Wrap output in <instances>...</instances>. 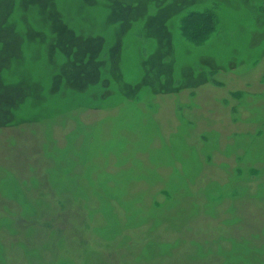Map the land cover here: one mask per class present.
<instances>
[{
	"label": "rangeland",
	"instance_id": "374dc122",
	"mask_svg": "<svg viewBox=\"0 0 264 264\" xmlns=\"http://www.w3.org/2000/svg\"><path fill=\"white\" fill-rule=\"evenodd\" d=\"M19 1L13 0V5L18 7ZM67 1L52 0L51 3L55 5L56 9H59ZM138 1L142 0H134L131 4L135 5ZM144 1L147 5L144 17L137 16V19H133L130 22L129 35L121 39V47L128 49L130 47L133 51L124 57L123 66L130 77H141L144 75L140 69L142 61L167 45H171L173 50L166 52L161 60L162 63L172 61L170 93L163 95L152 91H137L135 96L129 100L117 96L107 102L106 100H96L94 105L114 106L117 109L116 115L101 120L95 125V129L84 130L81 124L83 121L78 123L77 129L69 136L70 139L67 143H58V138L61 136H59L58 129L54 126H47L48 124L43 123L44 121L38 123L43 129L34 128V124L26 123L30 122V116L38 111L36 107L29 105L30 93L20 99L19 95L8 92V90L14 89V84L20 79L17 74L9 73L15 69L19 49L27 60L23 64L24 68H30L31 55L37 44L26 42V37L22 36L17 52L14 51L9 55L11 62L0 66V193L3 194V200L0 201V208L3 210V213L0 214V228L8 230L14 228L15 231V226H17L20 230H24L28 236L33 233L36 225L35 218L38 215V209L34 203L41 202L44 191L39 188L38 193L33 195L37 199L32 202L30 198L26 197L24 189L29 184H37L38 178H47L48 185L46 187L49 191L51 187V190L58 195V199L53 205H47L49 216L44 219L46 222L47 219L50 221L46 223L45 237L34 243L31 250H25L24 255L27 259L34 257L35 250L50 240L53 247L64 249L65 255L56 257L48 264H150L151 261L157 259L160 249L166 252L179 244V240H165L159 245L153 241L146 248L132 250L128 247V243L135 235L134 232H129V229L126 228L137 227L146 218L130 221L125 215L120 218L117 209H115L116 205L109 204V200L115 199L116 193L99 191L101 196L98 197L100 203L98 208L93 207L88 201L89 197L98 194L94 190L97 183L93 176L97 174V171L98 174L103 173L98 169L99 160L106 164L109 158L114 156L117 166L128 163L133 169L131 175L128 170H122L110 174L105 179L126 186L130 180L149 176L151 170L142 162L143 153L148 152L155 159V168L160 164L162 154L171 150L170 144L162 139L160 121L153 117L157 110L161 109V103L166 101L160 99L161 97L163 99L172 98V111L181 117L180 124L171 134L172 137L185 140L191 135L192 129L199 128L198 140L203 144L199 151L204 155L207 163L213 160L211 153L218 148L219 137L226 138V148L223 147L221 152L227 155L234 154L237 161H252L249 165L236 166L229 170V181L227 180L225 185H216L218 189L227 191L229 185H235L239 187V190L234 194L248 195L249 185L236 184L238 182L236 176L245 175L246 179L252 182L264 175V40L252 51L238 53L242 61L239 66H226V62L221 59L222 56L217 53L216 47L222 45L221 40L226 42L227 31L232 30L230 28L232 26H235L236 29L240 22V17L228 19L229 17L225 14L227 0H188L190 2L187 5L182 6L177 14L163 23L164 26H168L166 33L155 35L145 32L144 20L169 4L170 1L166 0L160 6H155L152 0ZM96 2L98 5L91 9V16L96 23H102L115 10L114 4H112L114 0H96ZM249 2L256 6V10L250 14V18L256 22L261 16H264V0H250ZM206 8L210 9L214 19L210 23L205 20V25H203L202 17H200L197 22L201 30L208 26L207 32L200 37L201 40L198 42H191L184 38L181 33L180 19L188 12H202ZM11 16L8 14L6 20H10ZM127 21L129 25V18ZM168 22H172L171 26L168 25ZM121 23L122 20H111L105 30L101 32L106 40L101 45L95 60L108 57L113 41L112 37ZM81 25L87 26L89 23ZM23 26L22 22L17 21L14 30L21 35L25 31ZM262 28L264 29V26ZM167 37H169V41H167ZM241 37L247 40L246 36L242 35ZM226 43V49L232 48V44ZM240 45H244L242 39ZM1 50L2 42H0ZM226 52L230 54L232 50ZM231 56L228 55V58L235 60ZM211 57L213 58L212 62L206 60ZM44 64L46 61L43 58L36 62L34 64L36 71L41 70ZM100 73L101 79L105 77L111 79L109 64L103 65ZM255 73L259 75L257 90L251 89L253 87L249 81L245 84L234 82L243 76L252 82L249 77ZM164 79L165 75L160 74L159 80L164 82ZM111 81L112 85H115V81L112 79ZM102 90L103 88L98 85L94 92L98 93ZM41 93L44 94L45 91L43 90ZM67 101V97L60 99L56 92L47 101V104L65 109ZM247 121L254 123H246ZM199 123L205 125L199 127ZM106 124L112 125L108 135L103 129ZM243 125H245V129L241 128ZM81 135H83V141L80 146H77L75 141ZM155 139L161 142L159 148L152 146ZM194 147V145L191 146V149ZM248 154L251 155V158L248 157ZM40 162L44 165L40 169L41 171L36 173L35 168ZM82 167L84 168L81 169ZM218 167L226 168L227 165L219 162ZM19 174H22L24 178H21ZM157 179L158 176H155L153 181ZM79 182L83 184L75 185ZM84 182L87 183V186L84 185ZM203 189L200 187L198 192H202ZM191 190L180 194L190 195ZM179 191H181L180 187L173 190L175 196L168 203L163 200L155 201V205L159 207L156 214L178 205L180 198L176 195ZM69 192L71 200L61 197L64 193L70 194ZM145 193V191H141L134 198L120 200L118 204L124 207L126 204L136 203ZM159 194L169 195L172 194V191L163 188ZM250 196L264 197V191L258 189ZM68 201L72 206L68 204L70 203ZM80 203L84 204L85 213L82 211ZM219 204L220 198L211 204L204 203L203 206L208 214L214 212ZM194 205L195 207L199 206ZM16 210L21 218L14 223L13 219L17 215ZM139 210L136 209V211ZM194 211L195 209L191 210V213ZM224 212L225 215L220 218V223L242 225L240 217L235 214L234 204L227 205ZM173 216L176 218L178 213ZM109 221L114 224L111 228L106 225ZM155 225H158V221H152L149 230ZM65 236L69 238L70 243L64 242ZM259 237H264V227L258 232L251 233L250 238L235 242L230 249L231 254L221 255L222 263L249 264L252 258L244 256L246 253L253 251L257 255L264 254V246H251V238ZM214 239L216 242L224 239L232 240V237L222 234L215 235V237L209 234H204L203 237L191 235L188 236L190 244L180 251H190L193 254L203 251L204 259L211 251L206 246L210 240L214 241ZM96 240H101V244L95 242ZM1 252L0 246V261L3 260ZM216 252L220 254L223 251L217 248ZM258 264H264V260Z\"/></svg>",
	"mask_w": 264,
	"mask_h": 264
},
{
	"label": "bare ground",
	"instance_id": "6f19581e",
	"mask_svg": "<svg viewBox=\"0 0 264 264\" xmlns=\"http://www.w3.org/2000/svg\"><path fill=\"white\" fill-rule=\"evenodd\" d=\"M51 1L20 0L18 7H15L13 0H0V42H2L0 66L11 62L9 61V55L14 51L17 52L18 44L23 38L22 36L26 37V42L37 44L31 55L33 65L31 64L30 68H24L23 64L27 60L24 53L19 49V57L15 61V69L9 73L17 74L20 79L14 84V89H5L12 94L19 95L20 99L28 93L31 94L29 105L36 107L38 111L31 115L30 122L26 123L34 124V128L37 129H43L42 126L38 125L41 121H44L43 123L48 124L47 126L49 127L54 126L58 129L59 136L61 135L58 138V143L63 144L68 142L69 136L77 129L78 123L83 121L81 124L84 130L95 129V125L101 120L116 115L117 109L114 106L103 107L94 105L96 100H106L107 102L115 96L129 100V98L131 99L135 96L137 91H152L163 95L170 93L172 61L162 63L161 60L166 52L173 50L171 45H167L150 57L147 56L148 58L142 61L140 69L144 75L141 77H130L123 66L124 57L129 55V52L133 53V51L130 47L129 49L127 47L122 48L121 39L129 35L130 22L133 19H137V16L144 17L147 8L144 0L138 1L135 5L131 4L134 0H114L112 4H114L115 10L102 23H96L91 16V9L96 8L98 5L96 0H68L59 9H56ZM164 1L166 0H152L155 6H160ZM169 1V4H166L158 12L146 17L144 28L147 34L166 33L168 26H164L163 23L177 14L182 6L190 2L188 0ZM249 1L227 0L226 2L227 9L225 14L229 17L228 19L240 17L237 28L235 29V26L230 27L232 30L227 31L225 36L226 42L232 44V48L226 49L227 43L222 40V45L216 47L217 53L222 56L221 59L226 62V66H239L242 61L238 53L240 51H252L256 45L258 46L264 40V29L262 28L264 26V16H261L256 22L253 21L250 18V14L256 10V6ZM8 14L12 16L7 21L6 16ZM111 20H122V23L114 32L108 57L95 60L101 45L106 40L101 35V32L105 30ZM17 21L22 22L24 25L25 31L21 35L14 30V25ZM82 23H89V25L82 26ZM168 23L171 26L172 22ZM242 35L246 36L247 40L243 39ZM168 39L169 37H167V41H169ZM241 39L243 46L240 45ZM231 50L232 53L230 54L226 52ZM228 55H232L231 57L235 60L228 58ZM42 58L46 61L45 67L43 66L41 70L36 71L34 64ZM206 60L212 62L213 58H206ZM105 64H109L110 77L115 81V85H112L109 77L100 78L101 68ZM160 74L165 75L164 82L159 80ZM249 79H252V82L247 80L245 76L234 80V82L245 84V82L249 81L253 87L250 88L257 90L259 87L258 73L250 76ZM98 85L103 90L96 93L94 90ZM43 90L45 91L44 94L41 93ZM56 92L60 99L67 97L68 101L65 109L47 104V101ZM160 99L169 103L166 101L161 103V109H158L153 117L160 121L162 139L170 144L171 150L162 154L161 162L155 168V159L148 152L143 153L142 162L151 170L149 176L130 180L126 186L118 185L105 179L110 174L122 170H128L129 175H131L133 169L128 163L125 165L118 164L117 166L114 156H111L106 164L99 160L98 169L102 170L103 173L98 174L97 171L96 175L93 176L91 174L97 183L94 190L98 194L89 197L88 201L93 207L98 208L100 204L98 200L99 191L104 190L109 193H116L115 199L109 200V204L116 205L115 209H117L120 218L123 215L127 216L129 221L146 218L141 225L126 228L129 229V232H134L135 235V237H131L128 243V247L132 250L146 248L153 241L159 245L165 240H179L177 246L166 252L160 249L157 259H154L155 261L150 260V264H223L221 255L228 256L229 253L231 254L230 249L235 242L240 239L250 238L251 233L258 232L264 227V197L256 198L250 196L258 189L264 191V175L252 182L246 179L245 175L236 176L238 181H236V184L249 185L248 195L234 194L235 192L238 193L239 190V187L235 185H229L227 191L218 189L216 185L226 184L229 178V170L236 166L249 165L252 161H237L234 154L227 155L221 152L223 147L224 149L226 148V138L219 137L218 148L211 153L213 160L207 163L204 155L199 151L203 146L202 142L198 140L199 128L192 129L191 135L185 140L173 138L171 134L175 131L177 125L180 124L181 117L172 111V98L163 99L161 97ZM201 117L204 118V116ZM62 123L64 124L61 125ZM246 123L254 122L247 121ZM203 125L205 124H198L199 127ZM241 128L245 129L246 127L243 125ZM103 129L106 132L105 134L108 135L112 125L106 124ZM82 138L83 135L79 136L75 141L77 146H80L83 141ZM193 145L195 147L191 149ZM152 146L153 148H159L161 146L160 140L155 139ZM248 157L251 158V155L248 154ZM219 162H223L227 167H218ZM43 165L41 162L38 163L35 172L41 171L40 169ZM19 175L24 178L22 174ZM155 176H158V179L153 181ZM36 183L29 184L24 189L26 197L30 198L32 202L37 199L33 195L38 193L39 188L44 191L41 202L38 204L34 203V206L38 209V215L35 218L36 225L33 233L28 236L24 230H20L17 226H15V231L14 228L13 230L0 228V246L3 257L0 264H48L56 257L65 255L64 249L53 247V244L48 240L35 250L34 257L25 258V250H31L34 243L45 237L46 223L50 221L47 219L46 222V219H44L49 216L47 205H53L58 199L57 193L52 191L51 187L50 191L46 187L48 185L47 178H38ZM76 184L83 183L79 182ZM84 185L87 186V183L84 182ZM179 187L181 191L176 195L180 198L179 204L156 214L159 207L155 205V201L170 202L175 196L173 190L179 189ZM200 187L204 189L199 193L198 189ZM163 188L172 191V194H159ZM189 190H191L190 195L180 194ZM141 191L146 193L138 202L126 204L124 207L118 204L120 200L134 198ZM226 193L227 196H225ZM2 196L3 194L0 193V201L3 200ZM69 196H71V193L61 195L66 200L70 198ZM218 198H220V204L215 208L214 212L207 214L206 208L203 206L204 203L208 202L211 204ZM231 203L235 205V214L240 217V224L242 225L220 223V218L225 215L226 206ZM68 204H71V202ZM80 204L82 211L85 213L84 204ZM194 204L199 206L195 207ZM136 209L140 210L136 211ZM193 209L195 211L191 213ZM2 213L3 210L0 208V214ZM16 213L17 215L13 219L14 223L21 218L17 210ZM176 213H178V216L175 218L173 215ZM152 221H158V225L149 230ZM106 225L110 228L114 226L111 221ZM147 229L148 232L145 233ZM202 233L213 237L220 234L224 236L230 235L232 240L224 239L216 242L215 239L214 241L210 240L206 248L211 251L204 259L203 256L205 254L202 253L203 251H198L195 254L190 251H180V249L190 244L188 236L203 237L204 234ZM64 238L66 244L70 243L68 237L65 236ZM95 242L101 244V240H96ZM251 246L263 247L264 237L251 238ZM217 248H220L223 252L217 253ZM244 256L252 258L249 264H258V262L264 260V254L257 255L253 251L246 253Z\"/></svg>",
	"mask_w": 264,
	"mask_h": 264
},
{
	"label": "trees",
	"instance_id": "16d2710c",
	"mask_svg": "<svg viewBox=\"0 0 264 264\" xmlns=\"http://www.w3.org/2000/svg\"><path fill=\"white\" fill-rule=\"evenodd\" d=\"M198 16V17H197ZM202 17V23L205 25V20L210 21L213 20L212 13L210 9H203L202 12H188L180 19V28L182 36L188 39L191 42H198L201 40V36L207 32L208 26H205L203 30L199 29L198 19ZM201 30V32H200Z\"/></svg>",
	"mask_w": 264,
	"mask_h": 264
}]
</instances>
